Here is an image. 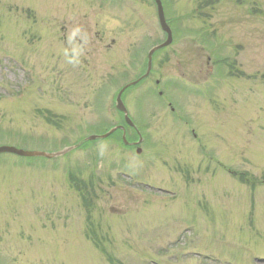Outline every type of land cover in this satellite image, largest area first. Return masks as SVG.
Wrapping results in <instances>:
<instances>
[{
  "label": "rangeland",
  "instance_id": "1",
  "mask_svg": "<svg viewBox=\"0 0 264 264\" xmlns=\"http://www.w3.org/2000/svg\"><path fill=\"white\" fill-rule=\"evenodd\" d=\"M162 1L125 146L87 137L166 38L154 0H0V146H75L0 154V264H264V0Z\"/></svg>",
  "mask_w": 264,
  "mask_h": 264
},
{
  "label": "water",
  "instance_id": "2",
  "mask_svg": "<svg viewBox=\"0 0 264 264\" xmlns=\"http://www.w3.org/2000/svg\"><path fill=\"white\" fill-rule=\"evenodd\" d=\"M156 4H157V10H158V17H159V22L160 25L162 27V29L167 33V38L166 40L153 47L148 54V66H147V71L144 74V76H142L141 78L132 81L131 83L127 84L126 86H124L118 93L117 95V108L121 111L124 112L125 114V118L126 121L133 125L132 121L130 120L129 116H128V110L125 107L123 100H122V93L124 92V90L129 87L130 85H135L140 79H142L143 77H146L152 67V58H153V54L155 53V51H157L158 49H161L163 47L168 46L172 40H173V34H172V29L170 28L169 24L166 21V17H165V12H164V6L161 0H155ZM114 130V129H113ZM113 130H111L110 132H108L107 134L102 135L101 137H105L106 135H108L109 133H111ZM97 136H92L91 138H95ZM13 153V154H17L20 156H26V157H30V156H46V157H52V156H56L58 154H61L62 152H57V153H48V152H44V151H35V150H25V149H21L15 146H11V145H1L0 146V153Z\"/></svg>",
  "mask_w": 264,
  "mask_h": 264
},
{
  "label": "trees",
  "instance_id": "3",
  "mask_svg": "<svg viewBox=\"0 0 264 264\" xmlns=\"http://www.w3.org/2000/svg\"><path fill=\"white\" fill-rule=\"evenodd\" d=\"M214 1H216V2H217V1H219V0H214Z\"/></svg>",
  "mask_w": 264,
  "mask_h": 264
},
{
  "label": "clouds",
  "instance_id": "4",
  "mask_svg": "<svg viewBox=\"0 0 264 264\" xmlns=\"http://www.w3.org/2000/svg\"><path fill=\"white\" fill-rule=\"evenodd\" d=\"M69 62H71V61H69Z\"/></svg>",
  "mask_w": 264,
  "mask_h": 264
}]
</instances>
